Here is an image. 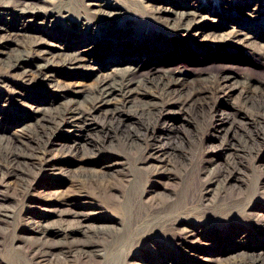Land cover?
Segmentation results:
<instances>
[{
    "label": "bare ground",
    "instance_id": "6f19581e",
    "mask_svg": "<svg viewBox=\"0 0 264 264\" xmlns=\"http://www.w3.org/2000/svg\"><path fill=\"white\" fill-rule=\"evenodd\" d=\"M56 1L58 0H33L35 4ZM85 1L86 6L94 10L93 17L100 21L118 16L119 6L122 10L127 8L118 0L116 4L111 0ZM149 1L145 0L148 2L147 6H150L149 14L157 22L169 24L172 30L187 37H194L199 33L202 35L199 42L210 41L217 48L232 43L238 48H248L255 60L264 65V41L256 39L262 37L264 40V34L256 35L255 32L264 21L261 14L264 0H219L223 2L221 5L224 10L244 17H233L232 25H229V21H214L215 17L210 19L213 23L209 25L206 22L209 16L202 14L199 6H194L193 2L186 1L181 3L180 9H175L161 5L166 0H154V3ZM247 21L252 23L254 29L245 28L249 26ZM89 24L85 22L88 27ZM77 27L76 24L68 31L72 40L71 48H67L63 54L50 57L49 51L44 48L53 45L42 35L28 34L29 29L37 31V28H32L31 24L25 22L18 25L5 24L0 19V48L8 42L17 45L16 52L11 53L0 67V74L6 75L22 69L21 78L24 81L36 88L47 87L51 92L67 99L62 105L51 106L47 103L43 105L24 101L22 92L13 98L10 95L0 98V123H12L21 127L14 137L0 141V175L18 179L17 197L27 198L34 183L51 170L55 162H60L63 167L69 158L76 157V161L82 165L93 164L96 168L65 176H70L68 179L75 183L79 192L91 185L95 190H104L109 199L112 194L107 191L111 190L112 184H105L101 178V173H104L101 169L104 153L98 149H104L112 139L119 142L115 150H134L137 156L149 155V147H152V153L159 155L156 157L158 161L153 164L157 169L154 171L156 176L162 172L171 175L173 168L186 169L188 161L184 150L187 149V144L182 145L174 117L183 116L182 119L190 122L193 119L197 123L195 129L198 127L196 132L203 130L207 120L216 115L220 99L231 97L237 89L241 91V100L232 104L224 116H220L221 123L226 122V126L221 128L223 131L219 132L222 135L214 134V139H220V147L226 151L224 160L201 166V184L196 190L184 188L182 195H174L169 200L142 208L131 223L124 215L125 234H121L124 237V240L120 239L121 246H127V257L139 254L138 247L147 236L163 231L170 232L175 240L183 242L185 238L189 239L196 234L195 225L189 220L190 216L201 215L211 223L232 216L240 208L246 213L245 216L252 215L254 218L257 235L264 236V209L253 206L254 203L248 204L252 197L251 191L242 190L245 159L264 145V82L249 75L239 79L229 72L199 75L192 81L185 77L183 69L174 73L165 67L149 71L139 78L135 77L138 72L143 73L141 63L149 56L151 49L165 45L161 43L163 41L159 42L154 38L147 41V47L137 60L131 61L127 57L123 61H110V68L105 71L93 65L90 60L91 53L99 48L100 41L94 39V36L78 40ZM226 28L229 30L226 31ZM209 29L211 30L208 31ZM52 32L55 30L45 33L51 38L56 37ZM104 37L105 43H116V47L128 42L123 38L121 42L123 35L117 30L106 32ZM124 51H128L127 48ZM133 53L138 57V50ZM89 62L91 66L87 65ZM86 66H89V70L84 74L64 73L62 76L68 77L67 80L58 78L63 69ZM77 76L92 80L91 84L87 88H80L79 82L75 81ZM78 95L82 99H78ZM18 109H25L27 112L26 119L23 117L21 123L11 116ZM159 124L160 128L157 127ZM69 134L87 139L86 143L90 145L80 144L76 140L73 144H58L61 138L69 137ZM79 144L83 146L80 147ZM52 147H56L57 156L52 154ZM65 169L70 171L69 168ZM59 200L70 205L76 204L72 193L61 195ZM131 201L135 205L133 198ZM134 225L139 230L134 229ZM28 231L45 237L50 233H65L62 229L47 224L29 225ZM82 234L87 241L70 249L61 264H69L70 258L75 255H87L95 251L102 247L105 236L109 237L100 230L83 231ZM238 239L235 240V245L229 246L242 256L232 264H264V247L240 251L243 240ZM127 240H130L128 245ZM220 244L222 243L217 240L216 246ZM223 244L227 251L230 250L227 244ZM57 248L58 246L43 244L34 246L31 249L32 264H58L51 258Z\"/></svg>",
    "mask_w": 264,
    "mask_h": 264
},
{
    "label": "rangeland",
    "instance_id": "374dc122",
    "mask_svg": "<svg viewBox=\"0 0 264 264\" xmlns=\"http://www.w3.org/2000/svg\"><path fill=\"white\" fill-rule=\"evenodd\" d=\"M111 1L114 4L117 2ZM118 1L127 8L122 10L119 6L118 16L100 21L93 17L94 10L86 6L85 0H58L37 4L33 0H0V19L5 24L18 25L25 22L31 24L32 28H37V31L29 29L28 34L42 35L53 45L44 48L49 51L50 57L63 54L67 48H71L72 40L68 31L77 24L78 40L94 36V39L100 41L99 48L91 53L90 60L93 65L105 71L109 70L107 68H110V61H123L127 57L131 61L137 60L142 55V50L147 47V41L154 38L159 42L163 41L161 43L165 45H158L157 49L154 46L151 49L149 56L141 63L143 73L138 72L135 77L139 78L149 71L165 67L170 68L174 73L183 69L185 77L192 81L199 75L229 72L239 79L249 75L264 82V65L259 60H255L248 48H238L233 43L217 48L213 42H199L202 37L199 33L194 37H187L172 30L169 24H162L152 19L149 14L150 6H147L148 2L145 0ZM186 1L193 2L194 6H199L202 14L209 16V20H206L209 25L213 20L229 21V25H232L233 17L244 18L240 15L238 17L233 11L224 10L221 5L223 2L219 0H166L161 5L180 9L181 3ZM261 14L264 20V10ZM213 17L215 18L210 20ZM85 22L90 23L89 27ZM247 23L249 26L245 28L252 29V23L250 21ZM53 30H55L52 32L56 36L55 39L45 33ZM113 30L121 31L123 35L120 38L121 42L123 38L128 41L127 44L121 43L120 47H116V43H105L104 34ZM255 32L256 35L264 34V21ZM256 39L260 42L264 41L262 37ZM16 48L17 45L13 42H8L0 48V67L11 53L16 52ZM124 48L128 51H124ZM134 50H138V57L133 53ZM92 64L87 63L90 66ZM88 70L89 66L63 69L58 78L67 80L68 77L62 74H84ZM22 72L23 70L19 69L6 75L0 74V98L3 95H10L13 98L22 92L24 101L29 103L59 106L67 100L61 94L51 92L47 87L36 88L33 84L24 81L21 78ZM75 81L79 82L80 88H87L92 80L77 76ZM240 92L235 89L231 97L220 99L221 103L217 106L216 115L208 119L203 130L198 132H196L198 127L196 129L194 127L197 123L193 119L191 124L190 121L182 119L183 116L174 117L182 145L187 144V149L184 150L188 161L186 169L173 168L171 175L162 172L161 175L156 176L154 171L157 169L153 164L158 161L156 157L159 155L152 153V147H149V155L137 156L134 150L132 152L115 150L114 148L119 145L117 139L109 141L104 149H98L104 153L101 161L103 164L101 169L104 173H101L103 175L101 178L105 184H112L111 190L107 191L112 194L109 199L106 198L107 194L104 190H95L91 185L85 186L86 188L79 192L80 189L78 190L75 183L68 179L70 176H65L68 173L74 174L96 168L93 164L82 165L76 161L78 160L75 159L76 157L69 158L63 167L60 162H55L53 168L34 183L25 199L17 197L16 177L4 178L0 175V264H32L31 249L39 244L58 246L51 258L61 264V260L70 249L87 241L82 234L83 231L100 230L109 237L105 236L104 244L95 251L87 255L71 257L69 264H232L242 256L229 246V244L235 245L238 236L241 237L238 240H243L240 251L264 247V236L257 235L254 218L252 215L245 216L246 213L242 208L237 209L238 212L228 218L211 223L201 215L190 216L189 220L194 223L196 234L189 239L185 238L183 242L175 240L170 232L163 231L156 232L151 237L147 236L143 244L138 247L139 254L127 257V246H121V240H124L121 234H125L124 215L131 223L132 219L138 217V212L142 208L169 200L174 195H182L184 188L196 190L201 184L199 175L201 166L221 163L224 160L226 151L220 147V139H214V136L226 126V122L221 123L219 118L230 110L232 104L241 100ZM78 99L82 97L78 95ZM25 115H27L25 109H18L11 116L21 123ZM157 127L160 128L161 125ZM20 128V125L0 123V141L14 137ZM74 140L86 146L90 145L86 143L87 139L73 137L72 134L61 138L58 144H73ZM80 144V147L83 146ZM52 154L58 155L56 147H52ZM244 166L242 190H250L252 195L248 204L254 203L253 206L264 209V145L246 157ZM65 168H69L70 171L67 172ZM66 193L75 195L73 200L75 205L60 202L59 197ZM34 224L51 225L62 229L65 233L62 231L50 233L45 237L28 231L29 225ZM136 228L139 230L138 226L134 225V229ZM246 235L249 237L245 238ZM217 240L227 244L230 250L227 251L224 244L216 246ZM129 242L130 240H127L126 244L128 245Z\"/></svg>",
    "mask_w": 264,
    "mask_h": 264
}]
</instances>
